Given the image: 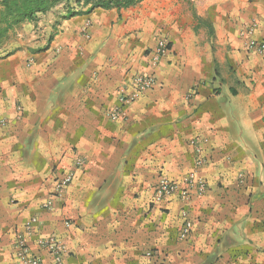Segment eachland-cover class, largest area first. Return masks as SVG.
<instances>
[{"label": "crops", "instance_id": "0c3cea01", "mask_svg": "<svg viewBox=\"0 0 264 264\" xmlns=\"http://www.w3.org/2000/svg\"><path fill=\"white\" fill-rule=\"evenodd\" d=\"M57 16L0 46V264H19L18 234L35 251L59 237L61 264H264V54L246 47L264 42V0ZM160 38L169 52L152 68ZM151 72L153 87L111 120L118 90ZM193 170L203 194L153 200L161 176L181 183ZM182 208L193 222L185 239Z\"/></svg>", "mask_w": 264, "mask_h": 264}, {"label": "built area", "instance_id": "2783aa9c", "mask_svg": "<svg viewBox=\"0 0 264 264\" xmlns=\"http://www.w3.org/2000/svg\"><path fill=\"white\" fill-rule=\"evenodd\" d=\"M254 25L251 24L246 27L245 34L251 35L253 33ZM246 47L249 50H253L257 53L264 54V42L257 41L249 38L246 43ZM169 52V42L166 38H160L150 53V66L154 68L158 62L167 55ZM155 84V76L151 73L134 74L130 78V84L123 86L118 90L117 105L108 110L107 116L111 120H117L123 115V108L131 104L138 96L147 89H150ZM197 157L195 159V165L201 166L203 164V158L200 156V148L195 149ZM77 164H80L78 161ZM73 179L72 170L68 169L64 173L54 180L52 197H61L65 188L70 184ZM206 182L204 178L197 174L196 170H193L186 174L181 183L173 181L165 176H161L153 190V200L158 203L171 195H177L182 202H187L192 192H196L201 195L205 192ZM193 190V191H192ZM46 207L50 206V202L47 201ZM182 225L178 234L179 239H185L191 231L193 222L189 218L186 210L182 208L181 212ZM31 219L25 225V231H31ZM66 225L69 222L65 223ZM37 250H33L25 242V238L22 234L16 236L14 258L19 264H41V256L39 251H44L50 256V264H61L65 253L64 242L54 234H49L45 237L39 238L36 241Z\"/></svg>", "mask_w": 264, "mask_h": 264}, {"label": "trees", "instance_id": "16d2710c", "mask_svg": "<svg viewBox=\"0 0 264 264\" xmlns=\"http://www.w3.org/2000/svg\"><path fill=\"white\" fill-rule=\"evenodd\" d=\"M141 0H0V46L23 24H36L41 15L57 9V18L89 14L96 8L125 9Z\"/></svg>", "mask_w": 264, "mask_h": 264}, {"label": "rangeland", "instance_id": "374dc122", "mask_svg": "<svg viewBox=\"0 0 264 264\" xmlns=\"http://www.w3.org/2000/svg\"><path fill=\"white\" fill-rule=\"evenodd\" d=\"M54 12H55V15H59V12H58L57 9H55ZM42 18H43V17H42ZM36 24H37V23H36ZM36 24H35V25H36ZM41 24H43V22L38 23L37 25H38V26H43V25H41ZM14 37H16V35H13V38H14Z\"/></svg>", "mask_w": 264, "mask_h": 264}]
</instances>
